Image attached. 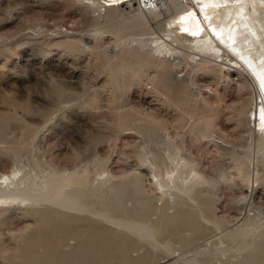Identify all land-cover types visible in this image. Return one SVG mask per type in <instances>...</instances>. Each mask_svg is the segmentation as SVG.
I'll return each instance as SVG.
<instances>
[{"label": "rangeland", "instance_id": "374dc122", "mask_svg": "<svg viewBox=\"0 0 264 264\" xmlns=\"http://www.w3.org/2000/svg\"><path fill=\"white\" fill-rule=\"evenodd\" d=\"M78 2L0 0V173L11 172L16 165L29 169L38 162L47 170L52 167L84 173L82 182L90 186L96 185V177L104 178L107 170L115 175L114 181L122 185L124 193V208L114 214L130 217L137 198H145L152 211L149 218L157 220L165 201L153 196L151 172L139 166L140 159L144 148L164 154L167 147L174 149L177 143L181 162L184 158L195 161L202 172L218 182L210 193L201 194L210 200L207 216L218 226L198 219L201 227L195 229L196 240H191L193 229L162 240L177 248L176 256L181 253L203 264L241 260L245 245L239 249V242L226 239L224 234L249 215L264 222V140L256 129L254 110L252 118L243 112L244 103L254 109V97L264 91L258 94L246 74L215 61L195 68L180 62L172 75L187 78V87L166 88L157 76L159 68L148 55L149 46L135 40L150 37L145 32L148 26L149 31L160 32L165 15H152L154 19L151 16V24L145 27L136 18L142 9L134 1V5H122L117 17L97 20L86 5ZM95 27L107 30L99 40L88 33ZM78 33L86 36L84 43L79 42ZM223 62L230 60L225 57ZM263 95L258 97V104L264 107ZM249 127L257 131L253 137ZM205 131L212 136L201 138L199 133ZM246 152L250 160L243 156ZM232 153L242 155L240 161H245L253 175V185H244L235 173ZM133 171L144 175L146 194L133 190ZM244 194L248 197L241 200ZM201 195L190 203H199ZM173 199L169 196L171 203ZM36 214L23 216L21 210H14L7 213L14 218H0V264H84L90 259L89 251L76 252L80 243L93 245L105 237L91 239L93 235L84 233L102 226L94 214H78L76 223H55L54 229L56 225L58 230L63 226L74 229L64 233V239L52 229L53 221L45 225ZM48 214L55 212L50 210ZM46 226L53 239L47 236ZM42 230L47 231V237H42ZM132 237L136 243L127 247L128 259L115 251L108 254L106 264H180L164 246L154 247L148 240ZM222 238L225 242L220 244ZM119 242L114 243L120 246ZM224 247L228 250L223 252ZM198 250L202 254L195 253ZM260 256L257 264H264V251Z\"/></svg>", "mask_w": 264, "mask_h": 264}, {"label": "bare ground", "instance_id": "6f19581e", "mask_svg": "<svg viewBox=\"0 0 264 264\" xmlns=\"http://www.w3.org/2000/svg\"><path fill=\"white\" fill-rule=\"evenodd\" d=\"M76 1H79L80 4L82 3L83 6L86 5L97 20L101 17H117V10L122 5L125 3L134 5V1L139 2L140 8L142 9L139 13L140 15L138 14L139 16L136 18L141 21L140 23L145 24V27L151 24L150 21L152 18L150 17L152 15L158 18L165 15L164 23H160V26L163 24V29H161L160 32L154 30L149 31L151 27L148 26L149 29L147 30L145 28V32L148 31V33L151 34L150 37L136 38L135 40L149 46L148 55L153 57L154 63H156L159 68L157 76L160 78L161 85L166 88H170L174 85L187 87V78L184 77L179 79L172 75V72L180 66V62H185V65L195 68L215 61V63L221 62L223 65H227V69L235 67L246 74L245 76H247L250 86L255 89L258 94L264 91V0H161L157 3L148 0H103V2L102 0ZM107 6L109 7L105 8ZM103 7L104 13H102ZM188 13L195 14V20L198 26H194L192 19L187 17ZM154 16H152L153 19ZM182 17H185V19L181 20ZM184 29H187V31H184ZM106 32L107 30L95 27L89 30L88 33L99 40ZM193 32L198 34L193 35ZM79 35V42L84 43L86 36L84 37L83 34ZM73 41L74 40H70L71 44H73ZM91 46L92 45H89V47ZM225 57L226 59L229 58V63L223 62ZM126 69L128 68H125V70ZM133 73L135 75L134 71L130 74ZM263 94H261V96ZM261 96L259 95L258 97ZM258 97H254V109L253 107L248 108V105L244 103L243 112L248 114V117L252 118V112L254 110L253 117L255 118V126L256 129L258 128L261 140H264V107L262 104H258ZM250 113L252 114L251 116ZM152 118H155V116H152ZM210 125L212 124H209V126ZM248 129L251 137H253L254 131L257 132L255 128V130L250 127ZM199 131L200 130H198V132ZM207 132H200V137L210 138L212 134H207ZM169 138L171 139L172 137ZM212 139L214 141V138ZM222 140L225 141L224 139ZM218 141L219 140L214 142ZM176 144L175 146L177 147ZM176 147L174 149H171L170 146L167 147L164 154L156 153L154 150H145V148L142 152L143 154L141 153V164L139 166L141 168H148L151 172L152 178H150V180L151 185L154 187L153 196L164 199L165 201V205L161 207L162 211L160 215L158 213L159 216L157 220L149 218L148 214H150L149 211H151V207L145 198H137L135 208H133L134 210L130 217L121 218L115 215L114 212H116V210L124 208L123 187L121 184L115 183V175L107 170L103 172L106 173L104 178L96 177V185H93L90 181L92 184H90V186L88 185L89 188H87L88 186H85L86 184L82 182L84 173L80 174L75 170H60L49 166V170H47L44 169V167L42 168L37 161H35L37 164L29 169H27L25 165L18 166L15 164L16 166H14L15 168L11 172L0 173V218H14V215L7 216L9 211L14 210H21L24 214L23 216L28 213H38L44 224L53 221L54 225L51 227L54 229L55 223H63L68 220L72 221V223L75 221L76 223L78 214H94L100 219L102 226L93 227L92 231L89 229L90 233H84L89 234L87 236L93 235L91 236L92 238L90 237L91 239H98L97 236L99 235H104L105 237L99 238L97 242L92 243L93 245L80 243L81 245L79 248L77 247L78 251L76 249V252L79 253L80 251L81 253V250L84 249L89 251L90 259L87 263L82 261L84 264H106L107 262L105 259L108 258V254L110 253L111 255L115 251H117L122 258L127 260V250H129L127 247L130 244L132 246V243L135 241L132 236L137 239L141 238L146 241L148 240L154 247H157L159 244L164 246L169 255L173 256V258L177 257L176 261L180 264H203L201 260L189 257L185 258L186 256L184 254L181 255V253L176 256L175 251L177 248L173 249L172 247L174 246L170 245L167 240H162L168 235L179 236L183 233L182 230L184 229H193L195 231L193 236L194 239L191 238V240H196L195 233H197L199 231L198 229L201 227V224L198 223V219H203L202 223L203 221L212 222L215 226H218L214 218L212 219V214L210 216L211 219L208 218V208L206 204L210 202V200L208 197H203V193L209 192L210 188H215V186H217V180L205 174L206 172H202L201 169L198 168V165L195 164V161L184 158V161L181 162ZM232 154L234 163L233 168L236 171L235 173H238L239 179L244 182V185H253L255 179H253L254 177L245 161H240L242 155L238 153ZM243 156L250 160L249 153L246 152ZM133 172L131 179L133 190L136 193H145L144 175L141 171ZM100 175L103 174L99 173V176ZM257 179L258 178H256V180ZM201 194H203V196ZM197 195H201L202 198L199 203L192 205L190 201H195ZM169 196H173L174 198L172 203L169 200ZM247 197V194H244L241 200H245ZM170 209L174 210L170 211ZM50 210L54 211L55 214L49 215L48 211ZM73 212L77 213V215L75 216ZM249 216L243 221L236 223L235 227L232 226L234 229L224 234V236L226 235V239L230 238L231 240L238 241V247L245 245L243 249L246 250L241 260L228 264H257L260 260L262 251H264V222H262V224L260 222L261 220L258 221L257 218H251ZM100 222L98 221V223ZM105 223L106 225H104ZM39 224L38 222L36 230L40 228ZM58 225H56L54 230L59 228L57 227ZM47 226L45 230H48V232H45H47V236L48 234L50 236V229ZM195 229L198 231L196 232ZM36 230H34V232ZM68 230L70 233L74 229L70 226L68 228L63 226V228L57 229L59 232V234H57L64 239V233L68 234ZM42 231V237L43 235V238L47 237L44 234L45 232ZM83 231L84 230H82L81 233ZM32 235H34V238L36 234L32 232L31 237ZM73 235H75L74 232ZM33 238H31V240H33ZM223 238L220 239V244L225 242ZM188 239L190 240V238ZM47 240L49 241L48 238ZM47 240L45 239V241ZM118 240L120 241L119 243H121L120 246L114 243ZM52 244L56 245V243ZM241 248L242 247L239 249ZM227 250L228 249L224 247L222 251L224 252ZM72 251H75V249ZM202 252L203 251L198 250L195 253L202 254ZM57 253L56 255L59 256L60 254ZM60 256H62V254ZM63 257L61 258L63 259ZM140 261L144 262L145 259L142 258ZM33 262L34 261H32V263ZM28 264H30V262H28ZM33 264H35V262Z\"/></svg>", "mask_w": 264, "mask_h": 264}, {"label": "snow or ice", "instance_id": "6c2138e0", "mask_svg": "<svg viewBox=\"0 0 264 264\" xmlns=\"http://www.w3.org/2000/svg\"><path fill=\"white\" fill-rule=\"evenodd\" d=\"M187 17L192 19L194 26H198V24H197V22H196V20H195V14H194V13H188V14H187ZM184 19H185V17H182V18H181V20H184ZM184 31H187V29H184ZM192 34H193V35H197L198 33L193 32Z\"/></svg>", "mask_w": 264, "mask_h": 264}, {"label": "built area", "instance_id": "2783aa9c", "mask_svg": "<svg viewBox=\"0 0 264 264\" xmlns=\"http://www.w3.org/2000/svg\"><path fill=\"white\" fill-rule=\"evenodd\" d=\"M148 1H151V2L157 3V2H160L161 0H148ZM137 3H139V2H137Z\"/></svg>", "mask_w": 264, "mask_h": 264}]
</instances>
